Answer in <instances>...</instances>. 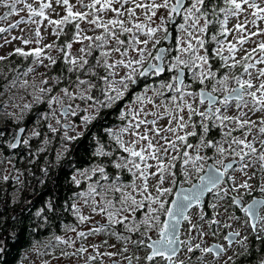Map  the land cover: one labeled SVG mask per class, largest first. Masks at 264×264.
<instances>
[{"label":"snow or ice","instance_id":"snow-or-ice-1","mask_svg":"<svg viewBox=\"0 0 264 264\" xmlns=\"http://www.w3.org/2000/svg\"><path fill=\"white\" fill-rule=\"evenodd\" d=\"M0 9V49L24 45L0 54V164L14 168L8 157L30 150L39 129L31 163L58 141L59 164L87 137L100 158L70 176L74 223L32 245L38 264H264V0H0ZM22 24L34 26L31 38L11 34ZM42 27L56 40L43 44ZM113 111L119 126L93 133ZM15 173L5 168L0 181L21 183ZM53 207L36 217L47 224ZM221 227L231 229L225 243L209 245ZM96 236L106 238L85 243Z\"/></svg>","mask_w":264,"mask_h":264},{"label":"flooded vegetation","instance_id":"flooded-vegetation-1","mask_svg":"<svg viewBox=\"0 0 264 264\" xmlns=\"http://www.w3.org/2000/svg\"><path fill=\"white\" fill-rule=\"evenodd\" d=\"M87 1V0H86ZM70 27H67L65 29V31H67V35L72 34L73 28L71 25H69ZM174 26H170V30L171 28ZM175 35V33H174ZM64 40H69L68 38H66V35H64ZM61 38V37H60ZM249 45L248 48H252L254 47L253 44L249 43L246 44ZM161 47H168L170 46L169 42H164L162 41ZM151 82V81H149ZM117 120V117H116ZM33 123V120L32 122ZM30 123V124H31ZM29 124V125H30ZM103 124V121L96 123L97 126H101ZM119 124V121L117 120L116 125L114 126H110V127H115ZM27 125V126H29ZM26 126V127H27ZM25 127V128H26ZM213 135L216 136V138L218 139L219 137L217 136L216 132H213ZM85 139V138H83ZM81 139V140H83ZM91 138L89 137V140ZM80 140V141H81ZM32 142V141H31ZM79 142V141H78ZM78 142L76 143H72V147H71V151H69L67 153L66 156H68V159L65 160H61L59 162V164L56 163V160H54L53 158H55L56 155V150L55 148L53 149L52 153H51V160L47 161V162H36L35 163H31L29 161H26V159L30 156L28 154V152L31 150H26L23 146H21V148L14 150V154L10 155L8 158L12 160V164L14 165V168L8 167L7 164H0V173L4 172V169L7 168L8 172H10L12 174V176H15V169H19L20 172L23 173V175L21 176V183H16L13 179L10 178V180L8 182H3L0 181V189H4L3 192V197L8 200V205L9 207H13V211L14 213L11 214V218L9 220V223L6 224V222L1 226V231L6 232L5 235H3L2 237H0V247L4 248L3 253H0V264H3V258L5 257L6 253L8 252V246L10 244L14 243L15 238L13 239L10 238L11 237V231L18 229V225H17V221L19 219V217L21 216V213L27 214V213H32L33 211H37L38 209L42 208H33L34 205V201L36 200L37 195L39 194V185L43 184L48 185L49 184V189L52 192H57L60 191L61 188L58 186V183L61 182V180H59L58 177H52L51 179H49V177L44 176V174L42 173L41 169L44 167H46V165L49 166L48 169V174H50L51 172H65V177H64V191L62 193L58 194V198H56V200L60 199V200H64V204H63V208H62V212L66 217L71 216L69 213H67L64 209L66 207V201L71 200L72 198V193L75 190V186L72 185L70 183V176L74 173L75 169H85V168H89L91 165H93L94 163L99 162L100 158H93L91 153L90 154H84L83 152L80 153V151H76L74 150V147L78 144ZM53 144H55V146L58 143V141H53ZM73 145H75L73 147ZM90 155V156H89ZM89 156V158L87 160H82L83 157L87 158ZM209 164L212 163V161H208ZM42 166H41V165ZM41 173V177H39ZM43 181V182H41ZM187 186V185H186ZM261 194L257 191L254 192L252 194V197H246V200L248 202H251V199L253 198H260ZM206 202L211 200V194H209L206 198ZM52 200L53 199H49ZM48 201V200H46ZM54 202V201H53ZM55 205V204H54ZM207 210V209H206ZM196 212L197 209L194 207L190 210V214L193 216V219L195 220L196 217ZM237 216L241 217V220L244 219V214L241 211H237L235 213ZM36 225H35V229H33L32 226V230H37L40 222H39V218L36 217ZM71 223H74V218H71ZM239 223H233V225H238ZM184 229H187V224H184ZM82 229H85V231H87V226H81ZM233 229H240V226H233ZM231 231V229H225L223 227H221L220 229V233L218 236H209L207 237V243L210 245L212 243H225L223 237L225 234H227V232ZM9 238V244L4 243V245H2L1 243L5 242V240H7ZM153 238H155V235L153 236ZM183 238V235H182ZM44 239H48L44 238ZM44 239H36V240H31V243L24 248L20 249V255H22L23 252H31V248L33 244L39 243L40 240H44ZM21 257V256H20ZM18 264V262L16 263Z\"/></svg>","mask_w":264,"mask_h":264},{"label":"trees","instance_id":"trees-1","mask_svg":"<svg viewBox=\"0 0 264 264\" xmlns=\"http://www.w3.org/2000/svg\"><path fill=\"white\" fill-rule=\"evenodd\" d=\"M64 41H65L64 38H60L59 42L64 43ZM13 60L15 61L16 64H22V60L20 59V57H16ZM116 117H117V113L113 111L112 114L107 115L103 118L102 120L103 124L101 126H97L95 124V126L92 128V132L95 134L101 135V136L104 135L102 129L116 125V122H117ZM33 119H34V116L32 114H29V116L26 118V121H24L25 123H23L24 125L22 126L26 127L32 122ZM0 120H3V117H0ZM4 126L5 125L3 123H0V127H4ZM13 126L14 125H12V127ZM41 131H44V129H42ZM36 141L38 140L34 139L31 142V150H30L31 152H35L39 146V144H36ZM74 146L75 145H73V147ZM54 148H55V144H52L50 147H48V150L46 152L39 154V158L36 159L35 161L40 162V163L49 161L51 159V156H52L51 153ZM74 150L80 151L79 154H81V152H83L85 155L90 154L93 151V142L91 139L89 140V137H87L79 141L78 144L74 147ZM89 156L87 158L83 157L82 160H87ZM33 159L34 157L30 155L26 159V161L30 162ZM65 159H68V156H66L62 160H65ZM46 167L49 169L48 165H46ZM58 170H61V169H58ZM56 171L54 173L51 172L50 174H47L46 177H49V179H51L52 177H58L59 180H61V182L58 183V186L61 188V190L57 192H52L48 187L49 184L45 186L43 184H40L39 194L37 195L36 200L34 201V205H33V208L35 209L40 208V207H45L46 200L53 199L54 204H55L53 207V210L51 212H48V211L45 212V215L48 216L49 222L47 224H43L42 220L39 218V222H40L39 227L37 228V230H32V226H33V229H35L34 227L36 225V219H35L36 212L33 211L32 213H27L24 215L21 213V216L19 217L17 221L18 229L11 231V234H14V238L15 237L16 238L14 240V243L8 246V252L3 258V262H2L3 264H16L20 260V256H21L20 249L27 247L31 243V240L47 238L54 234L61 235L63 234L62 225L65 223L71 222L72 216L66 217L62 212L64 200H60V199L56 200V198H58V194L64 191L63 182H64V177H65V172L62 171L60 173ZM39 177H41V173ZM3 192H4V189H0V237L6 234V232L1 231V226L5 222L6 224H8L11 218V214L14 213L13 207H9L8 200H6L3 197ZM10 238H12V235ZM6 242L7 244H9V238L1 244L4 245V243Z\"/></svg>","mask_w":264,"mask_h":264},{"label":"rangeland","instance_id":"rangeland-1","mask_svg":"<svg viewBox=\"0 0 264 264\" xmlns=\"http://www.w3.org/2000/svg\"><path fill=\"white\" fill-rule=\"evenodd\" d=\"M71 2H72L73 4H75V3H76V0H71ZM86 2H87V1H86ZM53 4H54V6H55V0H53ZM74 10H75V9H74ZM3 11H4L3 9H0V14H2ZM56 12L59 13V16L55 15L54 13H50V15H51V17H52L53 19H59L60 16H63V15L65 14L64 9H63L62 7H56ZM13 19H16V18L13 17ZM241 19H242V18H241ZM236 22H237V21H236L235 19L230 20L228 27H229V28H232L233 25H234ZM45 25H47V21H45ZM81 26H82V27H85V25H81ZM20 27H21L22 29L25 30L23 33H22L21 31H19V30H14L11 34H12V35H16V36H20V35H28L29 38H31L30 33H29L28 30H29L31 27H34V26L22 24ZM68 27H70V26H68ZM260 27H261V28H264V22H261V23H260ZM253 30H255V29H253ZM65 32H67V31H65ZM41 33H42V34L44 35V37H45V38H44V41H43V44L51 43V42H53L54 40H56V37L52 35V28H50V27H48L47 29H45V27H42V28H41ZM89 34H92V33H89ZM71 35H72V34H70V35H66V38H68V39L70 40V39H71ZM61 38H65V37H64V36H61ZM228 40H229V41L232 40V36H231V35L228 36ZM0 43H3V40H0ZM62 43H63V42H62ZM43 44H41L40 46L43 47ZM35 46H36L35 44H30V45H28V46L26 47L25 50H28V49L33 48V47H35ZM248 46H249V45H244L245 48H248ZM14 47H24V45H22L21 42H20L19 40L14 41L13 43L6 45L3 49H0V54H4V53H6V52H8V51H11ZM77 47H79V45H74V46H73V50H75ZM249 49H250V48H249ZM242 54H243V53H239L238 56H239V55H242ZM53 55H56V53H53ZM14 58H16V57H13V59H14ZM20 59L22 60V58H20ZM29 60H31V58H29ZM22 63H24V62L22 61ZM228 114H229V115H234V114H235V109H234V108L231 109V110L229 111ZM0 117H2V116H0ZM252 118L255 119L256 117L253 116ZM25 121H26V119H25ZM24 123H25V122H24ZM23 125H24V124H23ZM118 126H119V124H118L117 126H115V127H118ZM13 127H15V125H14ZM33 127H35V125H33V123H31L29 126L26 127V129H27L28 131H31V129H32ZM115 127H113V128H115ZM39 130H42V129H39ZM41 132H42V137H41L40 139H37L38 141H36V144H39L38 147L43 146V145H42V139H43V136L46 134V133H45V130H44V131H41ZM33 140H34V139H33ZM52 144H53V143H52ZM52 144L48 145L47 148L50 147ZM59 147H60L59 144H57V145L55 146V150H56V152L59 150ZM69 147L71 148L72 145L70 144ZM209 154H210V153H209ZM65 157H66V156H65ZM65 157H64V158H65ZM53 159L55 160V158H53ZM53 159H51V160H53ZM48 160H49V159H48ZM43 168H44V166H43ZM237 175H238V174H237ZM95 220H96V221H100V220H101V217L96 216V217H95ZM233 226H240V224H238V225H233ZM83 230H85V229H83ZM63 234H64V233H63ZM63 234H61V235H63ZM105 238H106V237H104V236L89 237V239H88L85 243H86V244L99 243L101 240H103V239H105ZM42 239H44V238H42ZM46 242H47V239H44V240H40V241H39V243H46ZM112 242H114V241L109 240V243H112ZM36 244H38V243H36ZM102 250H104V249H102ZM26 257H27V258H26ZM38 259H39V258H37V257L32 253V251L29 252V253H27V252H23L22 255H21V257H20V260H19L18 264H32V261H33V260H36V261H37V264H38Z\"/></svg>","mask_w":264,"mask_h":264}]
</instances>
